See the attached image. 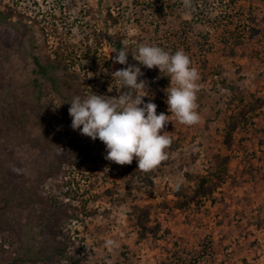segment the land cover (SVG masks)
Listing matches in <instances>:
<instances>
[{
	"label": "rangeland",
	"instance_id": "1",
	"mask_svg": "<svg viewBox=\"0 0 264 264\" xmlns=\"http://www.w3.org/2000/svg\"><path fill=\"white\" fill-rule=\"evenodd\" d=\"M0 1V13L9 6L32 19L26 28L35 32L38 53L64 54L85 96L92 91L118 95L111 76L122 68L111 59L117 38L131 51L139 44L182 50L200 75L201 119L186 126L168 112L166 73L141 66L157 114L170 115L163 131L172 143L167 159L149 172L138 169L134 159L135 175L129 165L107 160L102 142L74 131L69 113L59 116L58 98L39 101L35 93L28 100L69 142L62 172L39 195L52 211V197L68 210L65 226L51 220L49 238L79 261L66 262L60 252L53 264H264V107L242 122L230 148L223 143L226 123L238 111L235 99L264 95V0H189L188 6L185 0ZM19 23L17 16L4 21L0 14L2 25ZM0 60L11 62L4 47ZM5 90L0 80V95ZM12 109L0 106L1 152L9 150L4 133L16 118ZM224 157L229 158L227 173L218 189L199 204L175 209L180 189L195 188L197 177L212 175ZM139 207L150 210L145 237L136 224ZM60 228L64 235L58 234ZM109 239L116 242L114 248L105 247ZM15 248L0 239L3 260L32 264L17 259Z\"/></svg>",
	"mask_w": 264,
	"mask_h": 264
},
{
	"label": "trees",
	"instance_id": "2",
	"mask_svg": "<svg viewBox=\"0 0 264 264\" xmlns=\"http://www.w3.org/2000/svg\"><path fill=\"white\" fill-rule=\"evenodd\" d=\"M0 14L4 21L17 16L20 22L11 27L0 24V49L6 48L11 60H0V80L6 86V90L0 95V106L10 110L14 108V111L17 109L14 113L16 118L5 127L4 141L9 150L0 151V239L5 242L10 240L12 247H17V259L21 258L32 264H53L54 254L60 252L65 258L62 260L76 263L79 259L68 255L67 248H60L52 243L48 233L53 218L60 222V226L66 225L68 210L62 201L52 197L49 201V205L54 206L52 211L39 195L40 188L62 172L66 163L64 153L69 144L68 138L53 129L51 119L47 122L44 116L37 115L28 100L35 93L38 94L39 101L54 96L61 104L65 103L59 109V116L64 117L69 113L70 105L67 103L75 95L85 96L84 86L78 75L67 67L64 54L57 52L56 58H53L37 52L35 32L26 28L32 20L30 17L15 13L9 6H5ZM122 47L126 48L122 40L117 38L113 44V56ZM131 60L129 55L130 64ZM53 100L48 101L51 104L54 103ZM235 100L239 104L238 111L229 117L224 131L223 143L227 148L232 146L233 135L242 122L246 123L250 115L264 107V95H241ZM228 162L229 158L224 157L212 175L198 176L195 188H181L174 208L186 209L212 195L224 181ZM68 163L71 162L68 160ZM129 171L135 175L133 163L129 165ZM142 180L145 181L144 178ZM135 218L140 236L145 237L149 231V208L139 207ZM58 234L64 235L63 228H60ZM0 263L17 262L0 257Z\"/></svg>",
	"mask_w": 264,
	"mask_h": 264
},
{
	"label": "clouds",
	"instance_id": "3",
	"mask_svg": "<svg viewBox=\"0 0 264 264\" xmlns=\"http://www.w3.org/2000/svg\"><path fill=\"white\" fill-rule=\"evenodd\" d=\"M188 5L189 0H185V6ZM114 53L113 63L125 66L111 73L112 82L120 89L118 95L93 91L83 97L75 95L67 103L71 128L92 141L102 142L107 160L130 165L135 159L138 169L149 172L167 159L166 149L172 140L163 129L170 122V115L186 126L200 122L197 103L200 75L182 50L172 53L155 44H139L131 52L122 47ZM129 55L138 64H130ZM141 66L158 69L169 78L170 85L164 91L170 115L157 114V105L152 102L154 94L148 82L141 78L144 75ZM115 246L111 239L105 243L107 248Z\"/></svg>",
	"mask_w": 264,
	"mask_h": 264
},
{
	"label": "flooded vegetation",
	"instance_id": "4",
	"mask_svg": "<svg viewBox=\"0 0 264 264\" xmlns=\"http://www.w3.org/2000/svg\"><path fill=\"white\" fill-rule=\"evenodd\" d=\"M15 18V17H14Z\"/></svg>",
	"mask_w": 264,
	"mask_h": 264
}]
</instances>
